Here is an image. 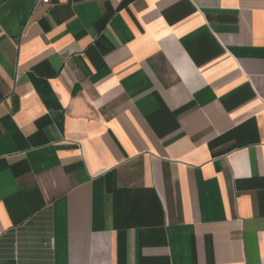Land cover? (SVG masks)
<instances>
[{
	"label": "crops",
	"instance_id": "1",
	"mask_svg": "<svg viewBox=\"0 0 264 264\" xmlns=\"http://www.w3.org/2000/svg\"><path fill=\"white\" fill-rule=\"evenodd\" d=\"M0 0V264H264V0Z\"/></svg>",
	"mask_w": 264,
	"mask_h": 264
},
{
	"label": "built area",
	"instance_id": "2",
	"mask_svg": "<svg viewBox=\"0 0 264 264\" xmlns=\"http://www.w3.org/2000/svg\"><path fill=\"white\" fill-rule=\"evenodd\" d=\"M49 0H37L36 4H48Z\"/></svg>",
	"mask_w": 264,
	"mask_h": 264
}]
</instances>
